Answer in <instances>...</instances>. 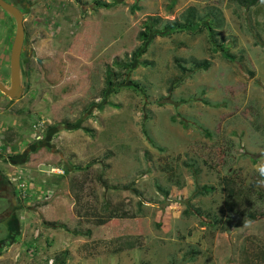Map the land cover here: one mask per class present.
I'll return each instance as SVG.
<instances>
[{
  "label": "rangeland",
  "instance_id": "obj_1",
  "mask_svg": "<svg viewBox=\"0 0 264 264\" xmlns=\"http://www.w3.org/2000/svg\"><path fill=\"white\" fill-rule=\"evenodd\" d=\"M30 2L0 264H264V0ZM189 6L205 24L165 28ZM14 34L0 8L6 86Z\"/></svg>",
  "mask_w": 264,
  "mask_h": 264
},
{
  "label": "flooded vegetation",
  "instance_id": "obj_2",
  "mask_svg": "<svg viewBox=\"0 0 264 264\" xmlns=\"http://www.w3.org/2000/svg\"><path fill=\"white\" fill-rule=\"evenodd\" d=\"M6 1L13 4L15 7H17L21 11V13L23 14V19H24L23 24H24V33L25 34H24V42H23V47H22L21 56H20V61H21L22 54H23V52L26 48V45H27L26 41H25V37L27 35V33H26L27 27L25 25L26 13L28 12V10H30L29 8L33 5L30 2V0H6ZM10 17L14 20V18L11 15H10ZM25 63L27 64L28 62H25ZM0 160H2L4 162L6 161V159L2 158L1 155H0ZM8 165H10L9 161H8ZM0 170H1V168H0ZM16 180H17V176H15V171L12 174L8 171L7 172L6 171L0 172V217H1V220H3V221L13 219V218L15 219L14 214L18 210H20V207H21L18 204V200L15 197V195L17 194V187H16V183L14 184V181H16ZM13 200H14V202H13ZM6 201H7V204H6Z\"/></svg>",
  "mask_w": 264,
  "mask_h": 264
},
{
  "label": "water",
  "instance_id": "obj_3",
  "mask_svg": "<svg viewBox=\"0 0 264 264\" xmlns=\"http://www.w3.org/2000/svg\"><path fill=\"white\" fill-rule=\"evenodd\" d=\"M0 8L10 14L15 20V34L11 45L9 77L10 84L5 86L0 80V91L10 98L19 95L20 86V56L24 42V24L23 14L13 4L6 0H0ZM14 202V200H13Z\"/></svg>",
  "mask_w": 264,
  "mask_h": 264
},
{
  "label": "trees",
  "instance_id": "obj_4",
  "mask_svg": "<svg viewBox=\"0 0 264 264\" xmlns=\"http://www.w3.org/2000/svg\"><path fill=\"white\" fill-rule=\"evenodd\" d=\"M259 1L261 0H245L246 2V6L247 8H250L254 5H256ZM107 5V4H104ZM211 11H208L207 15H201L199 16L197 13V9L195 8V6H189L186 10H184L182 12V14L180 15L179 19H174L171 21H168L165 24V28L169 29V30H179V29H184V28H194V26H197L199 21H202L203 24H205L206 22H204V18H208L209 15H211ZM160 22V19L157 17H147V20H144L143 22V26L144 30H142V32L140 33L139 38L145 39V37L147 36V34L149 33V29L151 28V26H155ZM141 52V48L138 47V50L135 51V55L140 54ZM227 57H229L230 59H232V55L231 54H227ZM118 64V63H117ZM208 62L207 61H203L201 63L199 62H195V66L196 67H207ZM210 189H212V187L210 186H202V188L200 190H198L199 194H204V193H208L210 191ZM167 194V192H165Z\"/></svg>",
  "mask_w": 264,
  "mask_h": 264
},
{
  "label": "built area",
  "instance_id": "obj_5",
  "mask_svg": "<svg viewBox=\"0 0 264 264\" xmlns=\"http://www.w3.org/2000/svg\"><path fill=\"white\" fill-rule=\"evenodd\" d=\"M0 150H1V148H0ZM53 171H55V170L53 169ZM58 172L61 173V172H64V171L58 169ZM17 178L20 179V175H18ZM47 264H53V260H52V259H49V260L47 261Z\"/></svg>",
  "mask_w": 264,
  "mask_h": 264
},
{
  "label": "clouds",
  "instance_id": "obj_6",
  "mask_svg": "<svg viewBox=\"0 0 264 264\" xmlns=\"http://www.w3.org/2000/svg\"><path fill=\"white\" fill-rule=\"evenodd\" d=\"M262 176H264V166H261L259 169ZM262 184H264V181H261Z\"/></svg>",
  "mask_w": 264,
  "mask_h": 264
}]
</instances>
